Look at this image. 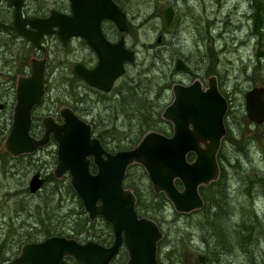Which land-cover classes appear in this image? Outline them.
Wrapping results in <instances>:
<instances>
[{
	"label": "water",
	"instance_id": "obj_1",
	"mask_svg": "<svg viewBox=\"0 0 264 264\" xmlns=\"http://www.w3.org/2000/svg\"><path fill=\"white\" fill-rule=\"evenodd\" d=\"M68 3L69 12L51 8L45 16H28L24 0H12L14 30L39 49L43 47L45 34L55 32L63 44L73 36L83 37L95 52L97 62L92 67L76 62L73 73L88 85L107 92L125 72V63L135 55L125 45L126 13L114 0H68ZM251 4L252 31L260 37V0H251ZM163 16L164 25L169 26L173 19L171 6L163 9ZM103 19L112 21L121 32L116 41L102 32ZM260 53L258 47L257 55ZM46 62V54L32 57L29 73L17 77L4 147L18 156L35 152L52 139L56 143L53 174L56 177L68 174L88 219L102 217L111 225L113 239L103 244L94 239L79 241L73 236L52 234L25 242L8 264H66V256L76 264H111L123 246L127 253L125 264H162L157 249L163 231L155 219L138 214L136 195L123 180L127 167L136 162L146 171L152 189L163 192L177 212H190L203 205L199 186L218 178L217 153L226 132L228 102L215 75L207 78L206 86L198 77L188 83H172V100L161 111L162 118L171 122L169 134L147 130L132 147L110 151L93 133L91 123L69 105L58 109L60 121L52 114L43 115L42 133L39 136L32 133L33 111L43 100ZM174 69L185 71L188 66L177 57ZM243 97L247 118L263 122L264 88L255 85ZM4 107L5 102L0 100V110ZM44 181L41 171H36L29 182L30 191L41 189ZM199 260H203L201 254Z\"/></svg>",
	"mask_w": 264,
	"mask_h": 264
},
{
	"label": "rangeland",
	"instance_id": "obj_2",
	"mask_svg": "<svg viewBox=\"0 0 264 264\" xmlns=\"http://www.w3.org/2000/svg\"><path fill=\"white\" fill-rule=\"evenodd\" d=\"M10 1L3 0V6ZM210 1L215 2V0H120V5L126 13L128 23L127 30L123 32L125 45L133 49L135 55L133 60L125 63V72L118 77L114 84H117L121 78L134 77L138 70L141 71L143 78L156 75L152 82L157 87L164 84L165 80V82H169V87L166 91L162 90V88L159 89V97L163 99L164 108L172 99L170 89L172 83H188L198 77L205 85L207 77L215 74L219 81L220 90L228 95V109L225 115L226 133L223 136V138L226 136V139L222 138L221 142H224L227 156L231 158L225 169V175L229 178L228 184L232 192L230 200L237 203L238 207L244 209L247 214L252 209L251 197L241 193V188L243 187L241 182L246 181L247 183L254 176H260L263 180L259 181V186L255 185L252 190V198L254 199L253 204L257 210L258 218L264 222V121L257 123L247 118L243 97L245 90L250 85H261L263 83L264 68L252 71L250 65H248L249 58L253 57V52L251 44L248 45V43L246 44L243 41L248 29V23L242 17V13L248 10L246 0H226L221 6V11H225L236 2V11L231 14L232 27H236L232 28L229 24L228 29H231L230 36L226 32H223V36L216 35L221 26L219 22L217 25L215 23L212 25V27L214 26V31L211 28L209 29L211 23L209 22V25L208 21L212 19L211 15H213L211 11L217 9L215 4ZM43 3H47L45 13H48L51 8H60L59 10L62 11L68 9V0H24V12L33 14L34 10ZM165 6L173 7L174 11V16L169 26L164 25L163 9ZM202 7L205 8V20L203 21L199 18V16L201 17ZM13 12L14 7H12V17ZM102 26L111 39L115 40L119 37L120 31L113 22L105 21ZM42 41L43 48L39 49L34 46L29 55V62L34 56H43L44 53L48 56L45 71V78L48 81L47 87L44 88L43 102L37 106L33 114L36 135H40L43 130L41 123L43 115L49 113L58 117V109L62 106H56L52 103V100L59 92L57 82L60 80V63L63 64L66 71H70L75 61H85L89 54L83 40L79 38H73L66 44H59L60 40L57 35L50 34L43 37ZM13 49L15 51L19 50L18 47H13ZM11 50V45L9 47L8 45L0 47V58L5 57V60L0 61V94L7 90L6 86L3 87L2 82L9 77L8 68L12 62L9 61L8 64L6 61L11 59ZM177 57H181L187 63L188 71H176L174 69V62ZM14 64H16L15 61ZM26 73H29V68ZM7 84L10 86V82ZM83 94L88 98L85 103L87 106H93L95 109H98V106H102L99 93L96 94L91 88L84 87ZM3 95L7 105L0 110V132L3 130V125L12 119L15 88L9 95L8 93ZM121 123L122 121L117 120L118 125H121ZM107 126L110 127L111 123ZM168 131L171 132L170 127ZM6 135L7 133L4 136L0 133V166L6 160L5 164L7 167L18 171H16V177L8 176L6 178L5 176H0V182H2V193L9 192L7 195L8 200L12 201L13 194H19L18 196L21 198L25 188L20 185L21 180L19 179V173L23 171V167L14 166V161L9 160L3 153L6 150L4 147ZM55 154L56 143L52 140L42 149L40 148L39 151L32 153L33 165L27 178V184L25 181V186L28 187L30 178L37 170H41L43 176H47V174L54 176L53 168L55 163L53 161L56 159ZM236 157H238V160H236L238 162H235ZM52 175L50 177H53ZM62 177L69 179L68 175H63ZM53 182L52 180L48 181L51 184ZM125 182L129 188L133 187L131 183L135 184L140 190L142 197L146 199V202L154 204L152 195L149 192L151 183L141 164L135 163L130 169H127ZM51 184H47L48 187ZM255 184L257 183L255 182ZM16 190H19V193H16ZM44 190L42 188L34 193L29 190L31 194L28 197L26 196L24 200L29 202L31 214H27L28 210H23L14 216V220L18 219V222L24 221L26 224L34 226L36 224L35 221L37 222L41 220V217L47 216L43 212L42 216L37 210L40 207V203L43 204L41 192ZM62 190L63 198L60 201V206L56 209L59 211L50 213V216H52L49 220L52 219L54 223L58 222V224L62 225V229L65 230L64 234H66L68 230L66 228L74 224L78 226L76 224L77 215L74 213L75 209L73 208L76 202L72 196L65 193L64 189ZM152 218L159 219L160 215ZM161 219L164 220V229L171 231L168 238L170 240L164 241L166 243H164L165 246L162 248L161 254L169 255L173 260L181 259L185 264L199 263L200 260H197L199 254L206 256L204 236L207 233L201 232L202 230L197 224L198 213L192 211L177 212L170 203V207L165 210L164 217ZM232 220L234 225L239 223V218L234 217ZM95 222L96 228L99 229L102 225L101 220L98 219ZM258 235L256 238L257 242L251 244L249 251L247 249H236L226 255V257H222L223 260L220 264H256L259 262L262 257L264 258V241L262 243L258 241ZM7 262H4V264H7ZM181 264L183 263L181 262ZM204 264L208 263L205 262Z\"/></svg>",
	"mask_w": 264,
	"mask_h": 264
},
{
	"label": "trees",
	"instance_id": "obj_3",
	"mask_svg": "<svg viewBox=\"0 0 264 264\" xmlns=\"http://www.w3.org/2000/svg\"><path fill=\"white\" fill-rule=\"evenodd\" d=\"M114 1L121 7L120 0ZM11 6V1L3 6L1 12L2 18H0V30L3 31V34L8 36V39H0V47L2 45H8V47L11 45L12 47L10 53L11 59L6 61L8 64L9 61L12 62L9 64L10 67L8 68L9 77L2 82L3 87H7V90L3 93L5 95L7 93L9 95L14 90L18 75L27 72L30 65L29 55L35 46V44L28 38L14 30V27L12 26L13 17L12 9H10ZM46 9L47 3H43L40 7H37L34 10L33 15H44ZM55 9L59 10L60 8ZM1 36L2 35H0V37ZM60 43L61 42L59 41V44ZM13 47H18L19 52L15 51ZM1 60H5V57L0 58V61ZM18 60H20V62H18ZM14 61L16 64H14ZM60 71V80L57 82L59 92L54 100H52V103L56 106L69 105L80 117L87 119L91 123L93 133L100 138L101 143L106 149L114 151L119 148L131 147L137 143L147 130L153 129L166 134L170 133L168 131L169 127L171 128L170 123L161 116L163 99L159 97V89L162 88V90L166 91L169 87V82H165L166 80L164 81V84L157 87L152 82L156 75L143 78L141 76V71L138 70L134 77L125 79L121 78L118 83L114 84L106 93L95 89V93L100 94L102 102V106H98L99 108L95 109L93 106H91V108L85 104L88 98L83 94V90L84 87L90 86L78 78L72 70L66 71L62 63H60ZM6 82H10V86H8ZM47 82L46 78H44L45 88L47 87ZM9 87H11V89H9ZM3 94H0V98L5 100ZM117 120L122 121L121 125L117 124ZM10 123L11 120L3 125V130L0 132L2 136L8 132ZM110 123L111 126L108 127L107 125ZM223 139H226V136ZM3 153L9 160L14 161V166L23 167V171L19 173V179L21 180L20 185H23L25 191L23 190L24 192L21 198H19V194L12 193V201H9L7 196L9 192L2 193V182H0V264H4V262L9 260L10 257L17 255L24 242L38 240L43 236L52 233L73 236L79 241L94 239L103 244H109L112 241L113 232L110 224L102 217H97L92 221L89 220L86 212L83 210L82 200L71 187L69 179L63 177H60L59 179L52 174H47L48 178L51 175L53 177L46 179L43 185V190H45L41 192L43 204L40 203V207L37 209L42 216V212L47 216L41 217V220L37 222L35 221L36 224L34 226L26 224L24 221L18 222V219L14 220V216L21 213L23 210H28L27 214H31L29 211V202L24 200L26 199V196L28 197L31 194V192L24 184L25 181L27 184V178L32 169V153H25L18 156L11 155L7 150L3 151ZM217 159L220 168L219 176L216 180L199 186V191L203 198V205L198 209L192 210V212L198 213L197 224H199V228L202 230L201 232L207 233L204 236L207 251L206 256H203V260L205 261L195 264H204L205 262L208 264H220L223 260L222 257H226V255H229L236 249H247L249 251L251 244L257 242L256 238L258 234V241L261 243L264 241V222L260 221L258 218L257 210L253 204L254 199L252 198V190L255 185L259 186L263 179L256 175L247 181V183L246 181L241 182V186L243 185L241 193L245 196L251 197L252 209L246 214L244 209H240L237 203L230 200L232 192L228 184L229 178L225 175V169L230 163L231 158L227 156L224 142H221L217 153ZM236 160H238V157L235 158V162H238ZM5 161L0 166V176H5L6 178L8 176L16 177V171L18 170H11L7 167ZM53 162L55 163L56 159H54ZM134 164L135 163H131L127 169H130ZM126 178L127 170L124 178V185L128 187V184L126 185L125 182ZM49 180L54 182L52 184L48 183ZM255 182L257 184H255ZM47 184H51V186L48 187ZM177 184H180L179 180H177ZM131 186H133V189H131L136 195L135 207L138 214L146 215L151 218L160 215L159 219H155L163 231V236L158 242L157 249L159 261L162 264H181V262L185 264L181 259L173 260L169 255H163L160 253L165 246L164 243L166 242L164 241L170 240L168 238L171 231L164 229V220L161 219L164 217L165 210L170 207V201L165 197L163 192H155L148 185V187H150L149 192L154 200V204H149L146 202V199L142 197L138 187L133 183H131ZM62 189H64L65 193L72 196L76 202L73 208L75 209L74 213L77 215L76 224H78V226L74 224L71 227L66 228L68 229L66 234H64L65 230L62 229V225L58 224V222L54 223L52 219L49 220L52 216H50V213H55L57 207L60 206V201L63 198ZM16 191V193H19V190ZM14 212L16 213L14 214ZM234 217L237 219L239 218V223H235L236 225H234L232 220ZM98 219L102 222L99 229L96 228L95 222ZM36 226L38 227L35 228ZM177 228L179 229V227ZM120 251L112 260V264L125 263L126 252L124 249H122L121 252ZM68 264L76 263L70 257ZM256 264H264V258L262 257Z\"/></svg>",
	"mask_w": 264,
	"mask_h": 264
},
{
	"label": "flooded vegetation",
	"instance_id": "obj_4",
	"mask_svg": "<svg viewBox=\"0 0 264 264\" xmlns=\"http://www.w3.org/2000/svg\"><path fill=\"white\" fill-rule=\"evenodd\" d=\"M210 2H212V1H210ZM223 2V3H222ZM226 1L225 0H215V2H212V3H214L215 4V6H216V8L217 9H215V10H212L211 12L213 13V15H211V17H212V19L210 20L211 22L210 23H215V25H217V23L219 22V24H221V26H220V30H218L216 33V35H222L223 36V32H226L229 36L231 35V29H228L229 28V24L231 25V27H232V23H231V14H232V12L233 11H236L235 9V7H236V2H234L233 4H232V6L227 10H225V11H221V6L225 3ZM246 2H247V7H248V10L247 11H244L243 13H242V17L245 19V21L248 23V29H247V32H246V37H245V40H243L246 44L248 43V45H250L251 44V49H252V52H253V57H250L249 58V63H248V65H250V68L252 69V71H255L256 69H263L264 68V62H262V60H264V0H260V13H261V17H262V22H261V27H260V37H258L256 34H254L253 33V31H252V26H253V12H254V8H253V6H252V4H251V0H246ZM11 4H12V0H11ZM12 7H14L13 6V4H12V6L10 7V9H12ZM166 7V6H165ZM164 7V8H165ZM68 9H69V3H68ZM68 9H66V10H63L64 12H69V10ZM172 9H173V7H172ZM2 10H3V0H2V2L0 3V18H2V15H1V12H2ZM60 11H62V10H60ZM49 13V12H48ZM48 13H45L44 15H33V14H26V15H28V16H45V15H47ZM205 8L204 7H202V9H201V17L199 16V18L200 19H202V21L203 20H205ZM173 16H174V11H173ZM105 21H110V20H108V19H103L102 20V22H101V29H102V32L106 35V37L107 38H109L111 41H116L117 39H111V37L108 35V34H106L105 33V31H104V29H103V26H102V24H103V22H105ZM208 24H209V21H208ZM213 24H211V26L209 27V29L211 28V30L212 31H214V27H212V25ZM210 25V24H209ZM12 26H13V18H12ZM234 27H236V26H233L232 28H234ZM202 28H203V26H202ZM18 33V32H17ZM20 34V33H19ZM50 34H56L55 32H53V33H49V34H45L43 37H45L46 35H50ZM0 35H2L1 37H0V39H3V38H5V39H8V36L6 35V34H3V31L2 30H0ZM220 35V36H221ZM119 36H120V34H119ZM213 36H214V34H213ZM58 37V36H57ZM73 38H79L80 40H83V42H84V44H85V48L88 50V57L85 59V61H81V60H77V61H75L74 63H76V62H82L85 66H87V67H92L93 65H95V63L97 62V56H96V54H95V52L93 51V49L88 45V43L86 42V40L83 38V37H81V36H73V37H71V38H69V40L68 41H70V40H72ZM259 40H260V45H259ZM258 47L260 48V50H261V53L259 54V55H257V52H258ZM43 48V47H42ZM44 54H46V53H44ZM47 55V54H46ZM47 61H48V56H47ZM185 62V61H184ZM186 63V62H185ZM187 64V63H186ZM46 65H47V62H46ZM74 65V64H73ZM188 66V65H187ZM73 67V66H72ZM189 70V67H188V69L187 70H185V71H188ZM45 71H46V69H45ZM73 71V70H72ZM176 71H181V70H176ZM184 71V72H185ZM211 75H215V74H211ZM210 76V75H209ZM208 76V77H209ZM78 77V76H77ZM207 77V78H208ZM215 77H216V80H217V84L219 83V81H218V79H217V76L215 75ZM79 78V77H78ZM81 79V78H80ZM200 79V78H199ZM82 80V79H81ZM193 80V79H192ZM201 80V79H200ZM83 81V80H82ZM202 81V80H201ZM85 82V81H84ZM205 82H207V79H206V81ZM262 84L261 85H259V86H262L263 88H264V79H262ZM86 83V82H85ZM87 84V83H86ZM202 84H203V86H206V84L204 85V83H203V81H202ZM88 85V84H87ZM172 85V84H171ZM88 86H90V85H88ZM253 86H255V84H253V85H250V87L249 88H251V87H253ZM218 87H219V85H218ZM89 88H91L94 92H95V89H97V88H95V87H93V86H90ZM249 88H247V89H249ZM170 89H171V86H170ZM220 89V88H219ZM246 89V90H247ZM98 90H100V89H98ZM245 90V91H246ZM102 91V90H101ZM221 91V90H220ZM104 92H106V91H104ZM108 92V91H107ZM172 93V92H171ZM221 93L226 97V99H227V102H228V95H226L224 92H222L221 91ZM0 100H3V99H1L0 98ZM172 100V99H171ZM4 102H5V107H6V105H7V102H6V100H3ZM169 103V102H168ZM167 103V104H168ZM71 107V106H70ZM35 108H37V107H35ZM73 109V108H72ZM228 109V108H227ZM34 111H35V109H34ZM34 111H33V114H34ZM227 112V111H226ZM49 114V113H48ZM46 115V114H45ZM226 115V114H225ZM54 116V115H53ZM55 117V116H54ZM34 119V118H33ZM55 119L57 120V121H60V117H59V115H58V117H55ZM168 121V120H167ZM169 123H170V126H171V128H172V125H171V122L170 121H168ZM42 123V122H41ZM42 127H43V125H42ZM226 127V126H225ZM35 126H34V123L32 122V133L33 134H35ZM43 131V130H42ZM42 133V132H41ZM40 133V134H41ZM226 133V132H225ZM95 134V133H94ZM36 135V134H35ZM96 135V134H95ZM225 135V134H224ZM37 136H39V135H37ZM223 138V137H222ZM52 140V139H51ZM50 140V141H51ZM49 141V142H50ZM53 141V140H52ZM222 141V140H221ZM220 145H221V143H220ZM44 147V146H43ZM43 147H41V148H43ZM132 147V146H131ZM40 149V148H39ZM38 149V150H39ZM37 151V150H36ZM35 151V152H36ZM115 151V150H114ZM10 153V152H9ZM33 153V152H32ZM11 154V153H10ZM23 154H25V153H23ZM12 155V154H11ZM56 163V162H55ZM136 163V162H135ZM38 171V170H37ZM39 171H41V170H39ZM34 174V173H33ZM41 174H42V172H41ZM63 175H68L67 173H63L60 177H62ZM43 176V175H42ZM55 176V175H54ZM44 178H45V181H46V179H47V176H43ZM56 177V176H55ZM60 177H56V178H60ZM69 177V176H68ZM125 178V177H124ZM31 179V178H30ZM45 181H44V183H45ZM29 182H30V180H29ZM44 183H43V185H44ZM123 183H124V180H123ZM43 185H42V187H41V189L43 188ZM28 188H29V185H28ZM41 189H39V190H41ZM29 190H30V188H29ZM38 190V191H39ZM153 190V189H152ZM38 191H36V192H38ZM154 191V190H153ZM34 193V192H33ZM100 217V216H99ZM96 219V218H95ZM108 223V222H107ZM111 226V225H110ZM112 228V227H111ZM113 232V231H112ZM52 234H56V233H52ZM52 234H49V235H52ZM49 235H46V236H49ZM46 236H44V237H46ZM43 237V238H44ZM43 238H40V239H38V240H42ZM113 239V238H112ZM32 241H36V240H32ZM26 242H28V241H26ZM25 243V242H24ZM23 243V244H24ZM111 243V242H110ZM22 244V245H23ZM121 248H123L124 250H125V248H124V246L123 247H121ZM121 250V249H120ZM119 250V251H120ZM125 252H126V250H125ZM119 253V252H118ZM157 253H158V250H157ZM118 255V254H117ZM116 255V256H117ZM14 256H16V255H14ZM14 256H12V257H10V259L9 260H11ZM115 256V257H116ZM114 257V258H115ZM69 256H66V260H67V263L66 264H68V262H69ZM113 258V259H114ZM126 258H127V253H126ZM9 260H6V261H8L9 262ZM197 260H199V255L197 256ZM5 261V262H6ZM126 261V260H125ZM203 261V260H202ZM8 262H7V264H8ZM201 262V261H200ZM111 264H112V261H111ZM125 264V263H124Z\"/></svg>",
	"mask_w": 264,
	"mask_h": 264
},
{
	"label": "bare ground",
	"instance_id": "obj_5",
	"mask_svg": "<svg viewBox=\"0 0 264 264\" xmlns=\"http://www.w3.org/2000/svg\"><path fill=\"white\" fill-rule=\"evenodd\" d=\"M226 1V0H225ZM223 3V2H222ZM224 9V8H223ZM69 10V9H68ZM224 11V10H223ZM222 11V12H223ZM111 22V21H110ZM209 22H211V21H209ZM207 23V22H206ZM114 24V23H113ZM211 24H213V23H211ZM214 27V26H213ZM221 35V34H220ZM36 46V45H35ZM49 54V53H48ZM127 70V69H126ZM50 88V87H49ZM48 90V89H47ZM106 93V92H105ZM93 125V124H92ZM94 126V125H93ZM42 149V148H41ZM44 150V149H43ZM39 151V150H38ZM36 154V153H35ZM21 224V223H20ZM4 227V226H3ZM7 229V228H6Z\"/></svg>",
	"mask_w": 264,
	"mask_h": 264
}]
</instances>
